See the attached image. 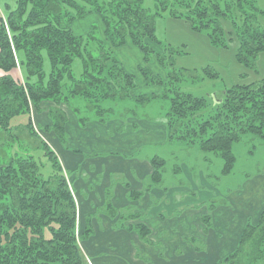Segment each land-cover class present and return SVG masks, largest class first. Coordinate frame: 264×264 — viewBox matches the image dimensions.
<instances>
[{"label":"trees","instance_id":"1","mask_svg":"<svg viewBox=\"0 0 264 264\" xmlns=\"http://www.w3.org/2000/svg\"><path fill=\"white\" fill-rule=\"evenodd\" d=\"M155 1L156 15L170 9L173 16L184 17L196 30L206 32L217 46L227 47L229 38L235 35L238 61L248 69L257 70L258 56L264 52V9L258 6L257 0ZM5 10L4 15L0 11V69L5 72L0 77L2 129H10L12 121L30 115L33 102L41 108L42 100L70 104L71 98H80L86 103L98 102L100 106L110 101L116 103L118 98L131 99L130 91L137 87L136 75L125 70L114 51L131 44L130 51L136 47L145 65L157 57L166 68L167 79L162 75L153 76L152 68L141 64L139 71L148 79L147 83L161 86L163 92L162 96L160 92L138 95L134 100L141 105L159 97L170 100L164 110L166 118L161 119L168 130L166 143L175 140L196 146L205 162H211L215 155L223 160L222 174L229 175L237 162L236 144L244 138L264 142V78L227 87L221 96L215 92L197 94L185 90L184 81H205V76L198 72L197 78L196 70L190 76L170 68L174 60L169 63L168 57L160 55L156 47L172 48L166 51L170 54L182 51L159 40L157 16L144 5V0H16L12 5L6 4ZM90 15L99 17L103 32L99 23H93L88 33L76 34L74 22ZM226 21L232 24L229 33L225 29ZM76 58H81L83 63L79 75L73 71ZM18 61L25 71L23 85L10 73L18 67ZM206 73L216 76L212 70ZM14 103L19 105L11 108ZM136 108L131 105L128 116L136 115ZM58 111L59 108L51 107V119L56 121L61 116L66 122V115ZM99 111L101 121L117 116L112 107ZM87 120L83 116L79 118L81 124ZM57 121L54 131L65 142L64 124ZM24 126L27 128L29 123ZM51 154L52 150L45 151L47 157H52ZM54 159L58 161L56 154ZM150 162L153 166L150 179L154 183L162 182V169L167 160L154 156ZM58 163H53L54 172L46 177L41 171L40 156L29 153L4 161L0 156V264H84L76 234L77 202ZM147 186L149 190L152 185ZM127 187L131 201L141 199L148 192L146 188L141 191L131 189L129 184ZM226 197L221 198L222 202H228ZM105 203L104 213L119 218L121 209L113 204L111 189L107 191ZM131 207L128 204L122 209ZM203 222L207 231L212 226L211 215H205ZM128 229L135 230L142 241H151L146 224ZM91 233L92 228L88 226L82 237ZM262 258L264 204L259 221L254 223L248 219L236 249L224 257L228 262L241 264Z\"/></svg>","mask_w":264,"mask_h":264},{"label":"rangeland","instance_id":"2","mask_svg":"<svg viewBox=\"0 0 264 264\" xmlns=\"http://www.w3.org/2000/svg\"><path fill=\"white\" fill-rule=\"evenodd\" d=\"M15 2L16 0H0V6L5 9L6 4L12 5ZM257 4L264 9V0H257ZM144 5L156 15L155 0H144ZM156 16V35L159 40L163 41V44L167 46L170 45L182 51L170 54L166 51H171L173 50L172 48L164 47V49L163 47H156L161 53L160 55L164 54L168 57L169 63L174 60L173 65H169L170 68L174 67L180 69L182 70L179 71L180 74L184 73L190 76L194 74V72L191 71L196 70L197 78L199 77L198 72L205 76V81H184L182 85L184 84L183 88L185 90L197 94L215 92L218 96H221V91L227 87H231L238 83H251L264 78V52L260 53L258 56L257 70L248 69L237 59L238 40L235 35L229 38L227 47H221L214 44L206 32L196 30L189 20L184 17L173 16L170 9ZM98 18L97 15L88 16L90 22L87 26L84 24L82 28L80 24L78 29L76 25L74 27V32L78 35H84L89 32L90 25L93 23H99L101 32H103L104 27ZM224 25L226 32L229 33V30L232 28L231 22L226 21ZM129 45L132 47L131 44H127L123 47L114 48V51L125 70L136 75L137 87L130 91L131 99L121 100L118 98L116 103L109 100L110 102L104 105L101 104L100 106L101 108L112 107L117 112V116H115L114 119L128 116V113H131V105L137 106L136 115L140 117L137 119L127 118L124 123H114V126H117V128L113 127L118 131H136L140 125L138 122L139 118L146 119L148 117V119L152 120V116L157 118V127L161 128L163 125L161 119L166 118L164 110L170 100L159 97L150 100L146 105H141L134 101L138 95H150L160 92L162 96L163 89L159 85H149V83H147L148 79H145L139 71L140 65L144 64L142 55L140 52L137 53L138 49L136 47L134 50L130 51ZM129 56H131V58ZM45 66L47 68L49 67L47 58ZM144 66L152 68L153 76L162 75L167 79L166 68L160 65L157 57H155L150 64H144ZM82 70V60L81 58H76L73 65L74 74L79 75ZM210 70L216 73L215 77H210V74L206 73L207 71L210 72ZM17 72L19 80L17 81L15 78L14 79L18 84L23 85L25 80L19 77V70ZM23 73L25 74L24 69ZM4 74L5 73H3V75ZM68 93H70V91ZM42 101L41 108L40 105L39 108H37L35 102L31 103L30 115H27L28 117L30 116V120L27 116H23L12 121L13 127H9L10 129L8 130H4L0 127L1 160H10L12 157L19 158L29 153H32V155L34 154L36 157L40 156V161L43 162L41 171L46 177H49L54 172L53 163L59 162L58 167L67 177L77 202V197L79 195L76 193V197V188L72 185V177H70L72 172L69 170L67 162L59 155L57 144L64 145L67 151L70 149V151L80 152L79 149L72 146L73 141L69 134V132H73L72 125L74 121H72L71 117L74 115L77 118L81 116L88 118L85 124L80 123V125L84 127L88 126L89 129L92 128V131L97 130L96 132H99L97 128L98 124L110 125L111 123L109 121L112 120L113 117L106 119V121H101L100 116H98V112H100L99 109H101L100 106H97L99 105L98 102L91 103V101H87L86 103L85 100L82 101L80 98H71L70 104L64 101L61 104L54 103L50 100ZM18 105V103L11 104V108L12 106ZM92 105L95 107H92ZM52 106L59 108L60 111L58 112L66 115V122L60 119L61 116L57 119L58 121L56 120L60 125L64 124V132L66 134L65 142L60 140L59 136L54 131L56 121L50 117V109ZM127 107L129 109L128 113ZM125 113H127V115ZM77 121L79 120L77 119ZM27 122L29 126L26 128L24 125H26ZM152 144L153 143H151V145ZM49 150H52L54 156L56 154L58 161H55L53 154H51L52 157L48 156L49 158L45 155V151L48 152ZM149 152H151V157L156 154V156L167 160L164 169H162L163 181L157 183H154L151 179L145 181L146 185L152 186L149 190H147L148 186L146 187L148 194L144 193L143 195L145 201L143 202L144 198L140 199L142 204L141 211H139L135 205H131L132 207L126 210L122 209L123 206L116 207L119 210L121 209L118 214L119 218L117 219H119V222H117L116 227H125L126 230H129V226L134 227L140 223L146 224L150 229L149 239L151 240L146 243L149 244V247L157 249L156 254L160 259L158 262H179L174 264H183V262H200L198 264H211V262H219V264H241L239 262H228L224 259L226 255L234 252V250L230 252L229 250L224 251L222 248L224 246L223 241L228 237L227 240L240 239V233L242 231V225L240 224L243 223L242 220H244L246 214H248V211L251 209L250 206L252 207V199L247 197L252 196L253 193L251 191L242 193L234 190L243 189L248 179L252 178L256 173H260L261 170V172L264 171V142H261L257 138L255 141L244 138L241 143L236 144L234 153L237 157V162L233 172L229 175L222 174V159L214 155L211 162H205L202 158L203 153H200L196 146H190L185 142L174 140L169 143H157L151 146ZM131 154V152H108L107 155H111L114 158H124L125 160L130 157ZM97 155L99 154L93 156ZM174 171H176V173H174ZM262 177L264 178V175ZM252 186L253 185L250 186L251 190ZM230 190H232L231 193L233 195L230 193ZM230 194L232 195L231 197H233L234 206L230 201L224 203L221 200L222 197L226 196L229 200ZM103 196L102 194H97L98 199L106 198V196ZM105 204L106 203L100 205L102 207H98L97 210L104 212ZM148 204H150V207L147 210ZM225 206H230L232 208ZM145 208L147 210L146 214L142 212ZM206 209H208V211H206ZM202 213H204V216L207 214L211 215L212 225H214V215L219 214L221 216L219 217L221 224L219 225V227L221 226L220 230H223V232H225V230L226 232L231 231L232 234L228 235L221 233L218 236L216 233L217 231H211L209 236H201L202 238H199V242L198 236L192 235L196 230V226L194 224L190 225L188 223H191L190 220H188V222L186 221V214L189 215V219L192 221L195 219L192 217L198 216V220L202 219L201 221L203 222L202 217L204 216ZM190 214L192 215L190 216ZM121 216H124V218L120 219ZM163 224H165V228ZM203 225H205L204 222ZM159 230L160 234H156V231L159 232ZM129 231L135 234L137 233L135 230ZM130 239L131 237H127V242L130 243ZM217 247L221 248V253L216 251ZM83 252H81V254L83 253L82 257L85 258L86 255H88L87 262H91V259L95 262H109L116 258L115 255L118 254L117 251L115 253L113 249L98 251L93 254L90 250H85L83 248ZM143 253L147 255V253ZM122 254L127 257H124V261L127 262V264H131L130 262H137V258L143 259L141 262H155L150 257H141V252L138 249L127 248L122 251ZM249 264H264V258Z\"/></svg>","mask_w":264,"mask_h":264},{"label":"crops","instance_id":"3","mask_svg":"<svg viewBox=\"0 0 264 264\" xmlns=\"http://www.w3.org/2000/svg\"><path fill=\"white\" fill-rule=\"evenodd\" d=\"M0 11L3 14L6 13V10L4 11L1 6ZM85 19L75 21L73 24V29L76 25L79 29L80 24L82 28L84 24L87 26L90 21L88 20V18ZM18 70L20 72L19 77H21L22 80H25V74L23 73V69L21 68V66L12 69V71L10 72L11 75L18 81ZM3 73L5 72L0 69V77L3 75ZM136 116L137 115H131L120 117L118 119H114L113 117L112 120L109 121L111 123L110 125L98 124L97 128L99 129V132H96L97 130L92 131V128L89 129L88 126L84 127L80 125V121H77V119L79 120V118L74 115L71 117L72 121H74L72 125L73 132L71 131L69 132V134L73 141L72 146H75L76 149L80 150V152L70 151V149L69 151H67V148L64 145H58L56 143L58 146V151L60 153L59 155L63 160L67 162L68 168L72 172V175L70 177H72V185L76 188L75 194L78 193L79 195L78 199L76 194L78 204L76 234L78 236L81 252H83L84 248L85 250H90L93 254L98 251L111 249H113L115 253L116 251L118 253L115 255L116 258L112 260L110 259L111 261L109 262H95L92 259L91 262H87L88 255H86L85 258L83 257L84 264H127V262L124 261V257L126 256L122 254V251L127 248L135 250L138 249L141 252V257H150L155 261L141 262L143 261V259L137 258V262H130L131 264L179 263L158 262V260L160 259L156 254L157 249L149 247V244H147L145 241H142L134 232L126 230L125 227L117 228V218H112L107 213L97 210L98 207H102L100 205L106 202V198L104 196H106L108 189H111L112 202L116 207L124 205L126 206L129 204L135 205L137 209L141 211L140 209L142 207V204L140 202V199L134 201L128 199V192L130 189L127 187V184H129L130 188L133 190L142 191L146 188L147 185L145 181L147 179H150L153 172V166L150 162V159L156 156L155 154L151 157V152H149V149L154 144L162 142L165 143L168 138V130L164 124L161 128H158L157 118L153 116L152 120L148 119V117L146 119L139 118L138 122L140 123V125L136 131L124 130V132H121L114 128H117V126H114V123H124L127 118L137 119L138 117H140ZM151 143L153 144L151 145ZM108 152H131L132 154L130 155V157L124 160V158H114L111 155H107ZM95 154L99 155L93 156ZM263 175L264 171L248 179L244 184L243 189L236 190L242 193H245L246 191H251L253 193L252 196L247 197L252 199V207L250 206L251 209L248 211V214H246L244 220H242L243 223L240 224L242 225V231L248 219H251L254 223H257L259 221L264 204ZM251 185H253L252 190L250 189ZM146 193L148 194V192ZM97 194L104 195V198H99V200L97 198ZM231 194L228 201H230V203H232V205L234 206L235 203L233 197H231L233 194ZM141 199H143V202L145 201L144 196ZM149 207L150 204H148L147 210ZM225 207L232 208L230 206ZM147 210L145 208V210H143L142 212L146 214ZM206 211H208V209H206ZM202 214L204 216V213ZM191 215L192 214H190V216ZM219 217H221L219 214L214 215V225L209 228L210 231L209 229L206 231L205 225H203V222L201 221L202 219L198 220V216L192 217L195 218L192 221L191 219H189V215L186 214V221L188 222V220H190L191 223H188L190 225L194 224L196 226V230L192 235L198 236V240L200 242V239L202 238L201 236H209L211 231H217L216 233L218 234V236L221 233H225L228 235L232 234L231 231L226 232L225 230V232H223V230H220L221 226L219 227V225L221 224ZM163 225V227L165 228V224ZM88 226L92 228V233L88 237L83 238L82 235L84 234ZM242 231L240 234H242ZM156 234H160V230L159 232L156 231ZM127 237H131L130 243L127 242ZM228 238L223 241L224 246L222 248L224 249V251L229 250L230 252L236 249L239 240H227ZM220 250L221 248H216V251H218V253H221ZM143 252L147 253V255H145ZM184 263L198 264L200 262H183V264ZM211 264H219V262H211Z\"/></svg>","mask_w":264,"mask_h":264}]
</instances>
